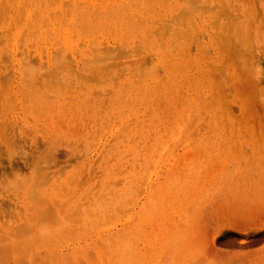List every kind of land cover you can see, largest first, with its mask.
Returning <instances> with one entry per match:
<instances>
[{
    "label": "rangeland",
    "instance_id": "rangeland-1",
    "mask_svg": "<svg viewBox=\"0 0 264 264\" xmlns=\"http://www.w3.org/2000/svg\"><path fill=\"white\" fill-rule=\"evenodd\" d=\"M0 264H264V0H0Z\"/></svg>",
    "mask_w": 264,
    "mask_h": 264
}]
</instances>
